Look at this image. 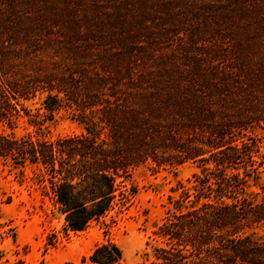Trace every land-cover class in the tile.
<instances>
[{
    "label": "trees",
    "instance_id": "trees-1",
    "mask_svg": "<svg viewBox=\"0 0 264 264\" xmlns=\"http://www.w3.org/2000/svg\"><path fill=\"white\" fill-rule=\"evenodd\" d=\"M38 94V130L66 109L83 131L0 129V160L42 171L66 230L124 202L136 166L198 169L151 257L107 241L92 263L264 264V0H0V127Z\"/></svg>",
    "mask_w": 264,
    "mask_h": 264
},
{
    "label": "rangeland",
    "instance_id": "rangeland-1",
    "mask_svg": "<svg viewBox=\"0 0 264 264\" xmlns=\"http://www.w3.org/2000/svg\"><path fill=\"white\" fill-rule=\"evenodd\" d=\"M22 108L12 128L2 124L0 129L51 140L83 131L66 109L56 111L53 119L38 130L33 122L43 114L39 94L23 100ZM254 134L264 154V128ZM197 170L190 162L175 170L136 166L126 180L127 186L134 187L128 198L122 203L116 201L83 230L73 231L64 228L63 214L38 167L0 160V264H94L88 258L91 250L107 241L121 248L128 263L140 261L146 254L151 257L152 246L159 243L154 230L172 206L169 196L178 195L179 182L189 186ZM253 231L263 234L264 224Z\"/></svg>",
    "mask_w": 264,
    "mask_h": 264
}]
</instances>
